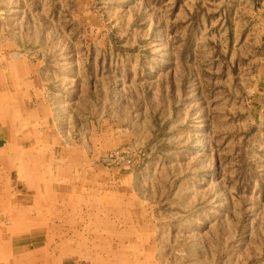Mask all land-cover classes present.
<instances>
[{
  "label": "rangeland",
  "instance_id": "obj_1",
  "mask_svg": "<svg viewBox=\"0 0 264 264\" xmlns=\"http://www.w3.org/2000/svg\"><path fill=\"white\" fill-rule=\"evenodd\" d=\"M0 43L33 69L0 264H264V0H0Z\"/></svg>",
  "mask_w": 264,
  "mask_h": 264
},
{
  "label": "crops",
  "instance_id": "obj_2",
  "mask_svg": "<svg viewBox=\"0 0 264 264\" xmlns=\"http://www.w3.org/2000/svg\"><path fill=\"white\" fill-rule=\"evenodd\" d=\"M6 46L0 43V162L6 160V166L9 168L20 166L26 172L25 167L29 165L18 164L17 157L20 155L17 153L22 151V146L28 140L29 135L24 128L28 126L26 123L28 114L24 110V104L31 100L32 82L30 79L33 69L23 52L19 49L6 48ZM22 157L24 160L25 155ZM40 166L42 167L41 163ZM24 174L25 177L21 181L34 183V187H39L40 194H46L45 197H49L48 183L50 186L52 184L48 181V177L41 172L40 175H36V171L32 169L31 173ZM52 183H55V180ZM27 259H30V256H27Z\"/></svg>",
  "mask_w": 264,
  "mask_h": 264
},
{
  "label": "bare ground",
  "instance_id": "obj_3",
  "mask_svg": "<svg viewBox=\"0 0 264 264\" xmlns=\"http://www.w3.org/2000/svg\"><path fill=\"white\" fill-rule=\"evenodd\" d=\"M36 261V260H35Z\"/></svg>",
  "mask_w": 264,
  "mask_h": 264
}]
</instances>
